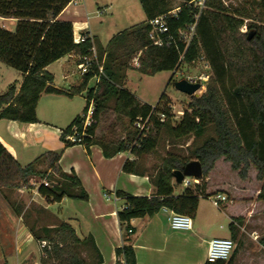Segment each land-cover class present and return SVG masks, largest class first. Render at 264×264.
<instances>
[{
  "label": "trees",
  "instance_id": "trees-1",
  "mask_svg": "<svg viewBox=\"0 0 264 264\" xmlns=\"http://www.w3.org/2000/svg\"><path fill=\"white\" fill-rule=\"evenodd\" d=\"M73 1L0 0V17L17 21L14 32L0 27V63L24 76L19 91L16 85H12L0 95V120L37 123V107L42 94L72 96L54 86V76L47 68L67 55H92L93 44L88 41L76 45L73 23L59 19ZM140 1L147 16L144 23L115 36L106 48L94 42L99 59L104 58V72L98 74L95 65L93 72L82 78V90L87 89L96 75L99 83L89 90L83 115L63 130L61 139L65 141L67 136L72 135L75 127L81 135L83 116L91 102L94 103L93 123L87 128L88 136L82 141L87 147L100 146L107 159L131 152L137 160L125 163V173H144L140 160L157 150L162 135H167L174 143L193 138L187 156L168 152L161 166L150 175L157 189L155 195L136 197L122 192L117 194L126 200V208L118 213L125 233L131 229L132 220L154 217L164 209L195 219L201 198L221 194L220 191L207 193V179L220 159L230 163L241 180H246L249 171L254 168L257 180L263 183L259 198L264 200V26L247 24L248 31L244 33L241 29L245 20L252 19L245 10L231 11L223 0H206L205 9L200 11L194 5L195 0H183L177 16H170L167 20L168 35L173 40L157 47L150 39V22L171 12V4L167 0ZM257 1L264 7V0ZM194 26V36L187 44L182 33ZM250 33L254 34L251 40L248 39ZM201 54H204L212 70L207 90L200 97H192L189 109L176 126L172 111L163 105L165 94L157 104L158 110L167 116L165 122H161L155 114L151 115L153 107L141 103L125 87L127 73L133 69L130 62L137 55L139 66L136 70L143 76H155L164 71L176 73L183 61L191 63ZM111 110L118 118L129 120L132 126L125 139L96 137L101 120ZM149 117L151 126L144 136L135 127V122ZM73 145L66 142L67 147ZM44 158H49V168L59 179L50 174L45 176L46 172L37 170L36 164L42 158L28 166H21L0 142V192L3 188L13 189L27 184L32 176L37 175L56 182L42 184L38 190L50 203L61 202L64 198L88 200V194L75 173L66 174L61 170L62 152H48ZM192 161L201 163L203 177L194 189L186 188L184 194L176 196L173 173L184 169ZM228 203L222 208H226ZM240 221L241 218H233L231 229L234 230L235 223ZM42 233H36V239L48 241L50 245L44 249L42 264L102 263L94 239L80 240L68 223L44 228ZM116 255L117 264H120L121 258L126 264H136L131 245L125 244L117 249ZM233 262L232 255L228 263L221 261L216 264Z\"/></svg>",
  "mask_w": 264,
  "mask_h": 264
},
{
  "label": "crops",
  "instance_id": "crops-1",
  "mask_svg": "<svg viewBox=\"0 0 264 264\" xmlns=\"http://www.w3.org/2000/svg\"><path fill=\"white\" fill-rule=\"evenodd\" d=\"M81 2L82 0H74L62 12L59 19L72 22L74 33L90 34L95 42L97 37L91 30V22L88 21V18H84L88 12ZM65 14H67V18L64 17ZM8 25L14 26L16 29L17 21L0 17V27L8 29ZM56 63L63 72L50 71L52 65ZM56 63L47 68L48 72L54 76V86L72 96L42 94L37 107L39 119L37 123L0 120V142L23 167L34 163L39 158L43 159V156L48 152H62V158L59 162L61 170L66 174L75 173L88 194V200L64 198L61 202L50 203L47 209L57 219L71 225L80 240L88 237L94 239L102 258L101 264H117L116 250L125 244L132 246L136 264H192L188 261L190 258L189 246L186 248L185 245H189L192 239L191 235L196 230L195 225L200 213L201 200L198 213L193 219V230L191 231L173 230L169 223L171 211L162 210L154 217L132 220L130 222L132 233H125L118 213L124 209L126 200L120 197L116 204H110L105 199V194L111 195L122 192L136 197H152L157 190L150 179L154 169L152 172L149 166H143L144 173L128 174L123 171V166L128 160H137V157L131 152L119 153L115 157L107 159L98 145L87 147L83 143L71 147L66 146V139L65 141L61 139L62 132L75 118L83 115L87 106L89 90L95 87L96 79L93 78L87 89L82 90L84 88L82 77L78 78L79 72H73L72 68L78 64L76 55H67ZM5 66L0 63V95L6 93L12 85H16L19 91L24 79L20 72H7L8 70L3 68ZM128 82L129 79L127 78L125 87H127ZM91 83L93 85H90ZM141 103L146 104L145 102ZM41 105H43V109H41ZM96 137L99 138L97 133ZM210 179V177L207 179V193H210L211 188H215L210 184ZM174 183L176 184V182ZM190 189L193 188L190 187ZM216 191L229 192V188L224 185L214 192ZM184 192L178 194L175 191V195H182ZM254 204L258 206L260 202ZM254 204L250 203V208L239 216H228L223 212L232 219L231 223L233 218H246V220L241 219L239 223H235V229H231L230 237H228L236 241L233 264H246V262L264 264L263 250L253 244L254 241H251V237L257 240V237L259 238L264 232L256 226L259 222L264 227V219H254L250 215L247 216ZM64 205L68 209L67 218L63 217ZM251 222L253 225L250 228V234L245 237V227ZM54 226L55 224H51V228ZM237 227L240 229V235L237 234ZM14 229L19 255L26 253V248L32 244V236L26 231L23 224H17ZM247 237L249 238L247 243L255 246L256 250L252 251L248 245L246 247L247 251H250L248 259L246 260L245 257L242 260L243 251L241 248L244 247ZM209 241H204L207 251Z\"/></svg>",
  "mask_w": 264,
  "mask_h": 264
},
{
  "label": "rangeland",
  "instance_id": "rangeland-1",
  "mask_svg": "<svg viewBox=\"0 0 264 264\" xmlns=\"http://www.w3.org/2000/svg\"><path fill=\"white\" fill-rule=\"evenodd\" d=\"M167 1L171 4V11L180 10L181 6L184 4L183 0ZM223 2L231 11L239 9L245 10L247 13L251 14L252 19L245 20V25L241 29L242 32L245 31L244 33H247V24L250 23L264 26V7H261L257 0H223ZM81 4L83 6L85 5V9L88 12V15L84 18H88V21L91 22V30L97 37L96 45H102L105 48L112 38L147 20L146 12L140 0H82ZM64 17L67 18V14H65ZM8 30L14 32L16 29L14 26L8 25ZM183 35L187 38V41H190L194 36V32L192 29H189L184 31ZM97 56L98 63L103 67L104 71V58L102 60L99 59L98 51ZM138 66L139 55L130 62V67L133 69L129 70L127 73V75H129L127 77L129 82L126 88L141 102H145L151 107H155L165 94L166 99L163 101V105L167 106V108H170L172 111L175 126L181 122L183 112L189 109V105L192 101V97L176 90L175 82L203 75L209 76L210 78L212 74L211 67L204 57V54H201L198 59L191 63L183 61L176 73L164 71L155 76H143L136 70ZM3 68L8 70L7 72H18L11 67L5 66ZM72 68L73 72H79L76 65ZM50 71L63 72L58 63L52 65ZM77 77L81 78L80 74L77 75ZM171 79L173 80L171 81ZM209 81L210 79L207 83L203 84L202 89L198 92L199 97L206 92ZM90 85H93V83ZM42 106L43 105H41V109H43ZM130 130H132V126L129 120L118 118L111 110L104 115L96 133L99 138L106 136L111 139H125L127 132ZM192 143V137L174 143L167 135H162L157 150L151 155L144 156L140 160V163L143 166H149L151 171L153 169L155 170V168L161 166L164 158L170 151L187 156L190 149L189 146H192ZM217 163L214 170L209 175L211 178L210 184L212 187H215L211 188L210 194L217 188L226 185L229 188V192L221 193L225 194L228 198L229 203L226 206V208H228L226 212V208L216 207L211 197L200 199V213L198 214L195 225L196 230L193 235H191L192 239L189 245H185L186 248L189 246L190 258H188V261L192 264H206L207 249L204 244L205 240L230 237L232 219L225 214L228 216H239L250 208V203L254 204L260 202L258 206L255 204L252 205V209L247 213V216L250 215L254 219H264V200L259 198L263 183L257 180V171L252 168L249 171L248 178L246 180H241L238 173L231 169L230 163L224 159H220ZM36 168L40 172H46L45 176L50 174L59 179L49 168V158H44L37 162ZM45 183L49 185L55 184L56 182L49 181L46 177L41 178L36 175L32 176L27 184H22L13 189L3 188V190H1L0 264H42L41 260L45 256L44 249L49 248L50 245L48 241L37 240L35 234L38 233L43 235L42 231L44 228H51V224H55L54 227H56L62 223H66L49 213L47 206L50 202L39 194V186ZM191 187L193 189L195 188L194 185ZM175 189V191L180 194L186 190V187L182 184H176ZM107 201L110 204H114L112 201ZM67 211V206L65 207L64 205L63 217L67 218ZM241 219L246 220L245 217ZM17 224H23L26 231L32 236V244L26 248V253L20 255L16 247V234L14 229ZM252 225V222L246 225L245 237L250 234ZM256 226L262 231L264 230V227H262V224L259 222ZM237 234H241L238 227ZM248 237L245 240L244 247L241 248L243 251L242 260L245 259V257L247 260L248 253L250 252L249 250L247 251L246 248L249 245L247 243L249 240ZM255 240L254 237H251V241H254L253 244L257 245V247L264 252V232L259 238L257 237L256 241ZM233 241L236 244V241ZM251 245L252 244H250L249 247L252 251H255L256 247ZM246 264H249V262H246Z\"/></svg>",
  "mask_w": 264,
  "mask_h": 264
},
{
  "label": "built area",
  "instance_id": "built-area-1",
  "mask_svg": "<svg viewBox=\"0 0 264 264\" xmlns=\"http://www.w3.org/2000/svg\"><path fill=\"white\" fill-rule=\"evenodd\" d=\"M205 2L206 0H195L194 5L198 7L200 11H202L205 7ZM178 12L179 10L171 11L167 15L157 17L150 22L151 24L150 39L154 46L162 47L166 42H170L171 40H173V38L168 35L169 29H168L167 20L170 16H177ZM191 29L193 30V32H195V26L192 27ZM182 37L187 44L191 42V40L187 41V38L183 35V33H182ZM88 41H90L93 44L90 50L92 55L90 56L76 55L78 60V64H77L78 71L82 78L93 72V68L95 65L98 67V74H103L104 72L103 67L98 63L97 50L94 45L93 37L90 34H83L81 32L74 33V42L76 45H82ZM95 79H96V85H98L99 83L98 75L95 76ZM208 80H209V76H205V75L188 79V81H190L191 83H200L202 87L204 83L208 82ZM184 113L185 112H183V115ZM93 114H94V103L91 102L88 112L86 113V115L83 116L85 120L81 135L79 134L78 128L75 127L73 129V134L66 137V141L71 142L73 144H83L82 141L83 138L88 136L86 134V130L93 123ZM153 114H155L161 122H165V120L167 119L166 114L158 110V105L153 107L151 115ZM150 117L147 118L146 120L138 119L135 122V127L144 136H146L151 126ZM199 182L200 179L185 178L182 185H184L186 188H189L192 185L199 184ZM105 198L107 200L113 201L115 204L120 200V197L116 193H114L113 195L105 194ZM211 198L213 199V204L218 208H221L225 203L228 202V198L225 194H217ZM164 210H168V209H164ZM169 223L171 228L175 231L193 230V220L191 217L187 215L177 214L171 211V214L169 216ZM131 233L132 230H129V234ZM235 248H236L235 242L229 238H216L210 240L208 243L206 264H216L221 261L228 263L235 251ZM120 264H126L124 258L120 259Z\"/></svg>",
  "mask_w": 264,
  "mask_h": 264
},
{
  "label": "water",
  "instance_id": "water-1",
  "mask_svg": "<svg viewBox=\"0 0 264 264\" xmlns=\"http://www.w3.org/2000/svg\"><path fill=\"white\" fill-rule=\"evenodd\" d=\"M254 34L250 33L248 39L251 40ZM177 91L186 94L189 97H199L198 92L202 89L200 83H191L188 80L175 82ZM203 177V168L199 161L188 163L184 169L177 170L173 173L176 184H182L185 178L201 179Z\"/></svg>",
  "mask_w": 264,
  "mask_h": 264
}]
</instances>
